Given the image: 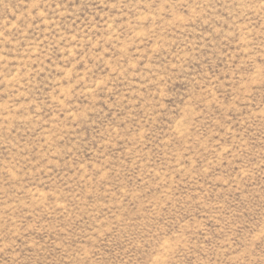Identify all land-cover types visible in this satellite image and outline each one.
I'll return each instance as SVG.
<instances>
[{
  "label": "rangeland",
  "instance_id": "obj_1",
  "mask_svg": "<svg viewBox=\"0 0 264 264\" xmlns=\"http://www.w3.org/2000/svg\"><path fill=\"white\" fill-rule=\"evenodd\" d=\"M0 264H264V0H0Z\"/></svg>",
  "mask_w": 264,
  "mask_h": 264
}]
</instances>
